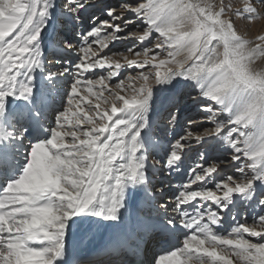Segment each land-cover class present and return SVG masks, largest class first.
Returning <instances> with one entry per match:
<instances>
[{
  "label": "snow or ice",
  "instance_id": "6c2138e0",
  "mask_svg": "<svg viewBox=\"0 0 264 264\" xmlns=\"http://www.w3.org/2000/svg\"><path fill=\"white\" fill-rule=\"evenodd\" d=\"M242 2L235 17L261 18L264 0ZM87 4L64 0L57 12V0H0V264H75L71 241L101 228L113 230L105 251L120 258L108 264H133L123 257L139 256L154 232L181 230L151 264H264V70L255 67L264 35L241 36L224 0H123L73 43L68 31L75 34ZM128 16L143 25L128 37L144 43L155 34L154 45L129 48L131 59L105 54L133 23ZM123 68L139 71L113 84ZM180 81L197 90L211 127L194 131L190 119L149 163L156 89ZM166 102L177 107L174 96ZM193 141L205 148L203 163L171 204L160 202L149 168L179 170ZM221 147L226 161L213 155ZM225 162L236 174L207 187ZM238 201L260 213L220 232ZM142 202L151 205L147 216Z\"/></svg>",
  "mask_w": 264,
  "mask_h": 264
},
{
  "label": "bare ground",
  "instance_id": "6f19581e",
  "mask_svg": "<svg viewBox=\"0 0 264 264\" xmlns=\"http://www.w3.org/2000/svg\"><path fill=\"white\" fill-rule=\"evenodd\" d=\"M64 0H57V12H60L59 5L62 4ZM123 0H88V4L85 9L80 14V21L75 29L77 34H72V31H68V36L72 39L73 43H77L80 39L79 32L87 29L93 24L98 23L99 20L108 19L106 12L109 7H116L115 4L120 5ZM95 10H98L99 13H95L91 15ZM92 17L89 20L88 17ZM129 19L133 20L127 29L123 33H121V39L113 41L109 44L108 48L104 50L105 54L109 55L108 52L113 48V46L124 45L126 47L132 48L134 51H141L142 48L146 47L150 42L141 43L140 41L128 37V32L139 31L143 25L140 21L136 20L132 16H128ZM65 19L63 16L58 17L56 22L57 32H60L65 28V25L59 29L57 25L61 23L60 21ZM62 24V23H61ZM155 34L151 37V41H153ZM127 49V50H128ZM129 58H133L131 54ZM75 57V53H71L69 58L73 59ZM133 68H123L120 70V76H122L125 72H132ZM105 70H97L99 74H103ZM115 78L114 80L118 79ZM184 93V94H183ZM181 95H186L184 103H180L176 108H173L174 112L177 114V123L173 125L170 122V116H167L170 103H167V98L170 96H174L175 100H178ZM198 92L191 85L190 82L180 81V87L175 90H169L167 88L161 89L157 87L156 94L153 100L152 110L149 114L150 122L152 126V139L158 142V146L151 151L149 163H151V158H159L163 156V149L167 147L169 141H172L174 138H178L179 135H183L188 129L189 124L188 121L194 120L196 124L192 125V130L194 131H202L204 127H211L210 122L207 119V114L203 113L199 110L198 104ZM177 105V104H176ZM194 111V112H193ZM196 111V112H195ZM171 112V111H170ZM173 113V112H172ZM194 114V115H193ZM188 120V121H187ZM199 125V127H197ZM205 151L204 147L196 144L194 141L190 144L189 148L186 150L183 162L180 165L179 170H173L168 172L167 170H161L159 168H149V177L151 180V187L154 191L155 189L162 188L163 192H157L156 195L158 198H161L160 202L171 204L174 201V196L178 190L181 189V186L186 183L190 179V169L194 167L197 163H203L199 160V157H196L198 152ZM216 157H219L222 161H226L229 157V153L225 152L223 147L220 148L219 151L213 154ZM199 156V155H198ZM236 174L235 167L230 163H222L218 172L213 175L212 180L208 181L207 187H214V183L222 178L227 177L228 175ZM193 187H197V185H193ZM209 205L205 204L207 208ZM151 205L147 202H142L141 208L143 209V215L147 216L148 211ZM189 212H192V209H188ZM260 213V208L258 205L252 204L251 206L247 205L246 202L238 201L236 207H234L231 213H223L224 219L223 222L219 225L218 230L220 232L230 231L231 228L240 222L247 221V223L251 224L253 217ZM169 215H175L171 211V208L168 210ZM264 214V213H261ZM153 219L158 215L157 212L151 213ZM159 215H163V213H159ZM235 217V219H233ZM182 231L177 232L175 236H170L168 234L157 233L154 232L151 236V239L148 240L146 245H141V252L139 256L134 258L132 257H123L124 259H129L135 262L136 259L143 261L144 264H151L154 256L162 254L163 252L171 249L173 246L177 244L176 237L180 239L183 238ZM112 229H99L95 232L94 235L89 237L74 238L71 243L75 245L73 251V261L75 264H108L110 259L118 260L119 257L112 256L110 257L108 253L105 251V246L109 243V239L112 235ZM161 235V236H159ZM147 239V237H146ZM164 247L167 249L162 250ZM159 249V250H158ZM157 252V253H155ZM154 253V255H153Z\"/></svg>",
  "mask_w": 264,
  "mask_h": 264
},
{
  "label": "rangeland",
  "instance_id": "374dc122",
  "mask_svg": "<svg viewBox=\"0 0 264 264\" xmlns=\"http://www.w3.org/2000/svg\"><path fill=\"white\" fill-rule=\"evenodd\" d=\"M62 2H64V1H62ZM224 3L226 5L230 4L232 7V12L229 13V15H232V19H233V22H234V25H235L237 32L241 36H243L244 38H246L248 40H251L253 42H258L256 40V38L260 35H264V5H258V11L261 15V18L249 23L246 19L238 18V17H235V15H234L235 10L241 9L243 7L242 0H224ZM253 3L255 4L256 0H253ZM115 6L118 7L119 5L115 4ZM95 13H99V11L95 10L91 15H94ZM88 18H89V20L92 19V17H90V16ZM58 24L59 25H57V27H59V29H60L63 26V24H61V23H58ZM72 34H73V32H72ZM75 34H77L76 31H75ZM153 39L154 40L151 41L146 47H152L154 45V43L156 41V36H154ZM127 49H128V47H126L124 45H120V46L114 45L113 48L108 52V54L109 55H112V53H124V54H126V53H128ZM135 51H139V50H135ZM114 59H120V57L116 56V57H114ZM255 67L257 69L264 70V59L257 61L255 64ZM138 71L139 70H134L132 72H125L118 79H126L129 75L135 76ZM103 75H107V70L103 73ZM118 79L113 80L112 83L115 84ZM185 97H186V95H183V96L181 95V100H180V98L178 100H175V103L177 104V106L180 105V103L181 104L184 103ZM169 107L171 109H169L166 117L170 116V113L174 112L171 104H169ZM199 153H200V151L196 154V156L194 158L199 157L198 156ZM150 155H152V154H150Z\"/></svg>",
  "mask_w": 264,
  "mask_h": 264
}]
</instances>
